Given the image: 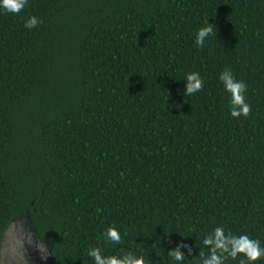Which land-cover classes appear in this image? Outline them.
<instances>
[{"label": "trees", "instance_id": "16d2710c", "mask_svg": "<svg viewBox=\"0 0 264 264\" xmlns=\"http://www.w3.org/2000/svg\"><path fill=\"white\" fill-rule=\"evenodd\" d=\"M32 16L42 23L29 30ZM206 21L216 39L200 49ZM229 71L247 86L248 117L230 115ZM193 72L206 82L195 98ZM16 219L54 264H93L92 247L202 264L217 226L264 246V0H28L0 12V258ZM108 227L120 244L104 240Z\"/></svg>", "mask_w": 264, "mask_h": 264}, {"label": "clouds", "instance_id": "9594fccd", "mask_svg": "<svg viewBox=\"0 0 264 264\" xmlns=\"http://www.w3.org/2000/svg\"><path fill=\"white\" fill-rule=\"evenodd\" d=\"M27 3L28 0H0V12L18 15ZM40 23L42 21L32 16L26 20L24 27L31 30ZM215 39V30L208 26L206 21L195 33V46L204 49L210 40ZM228 73L223 75L220 84L230 97V115L235 119L248 117L251 105L246 102L247 86L242 80H237L231 71ZM186 79L189 82L187 85L189 96L195 98L203 94L205 81L194 72L187 74ZM104 240L117 245L121 243L122 237L117 228L108 227L104 232ZM203 244L210 246V256L202 258V264H227L229 260H239V264H257L261 257H264V246L261 245L260 240L252 239L247 234L234 235L220 226L204 236ZM86 254L92 259L93 264H145L144 257L133 252L125 254L121 251L117 255H105L101 248L92 247ZM184 259L182 251H175L169 257L174 264H184Z\"/></svg>", "mask_w": 264, "mask_h": 264}, {"label": "rangeland", "instance_id": "374dc122", "mask_svg": "<svg viewBox=\"0 0 264 264\" xmlns=\"http://www.w3.org/2000/svg\"><path fill=\"white\" fill-rule=\"evenodd\" d=\"M48 256L45 243L31 237L24 220L10 223L1 243L0 264H46Z\"/></svg>", "mask_w": 264, "mask_h": 264}, {"label": "water", "instance_id": "95a60500", "mask_svg": "<svg viewBox=\"0 0 264 264\" xmlns=\"http://www.w3.org/2000/svg\"><path fill=\"white\" fill-rule=\"evenodd\" d=\"M26 218H28V216H26ZM25 220H27V219H25ZM46 264H54V258H52V257L49 258V256H48Z\"/></svg>", "mask_w": 264, "mask_h": 264}, {"label": "flooded vegetation", "instance_id": "af4514ba", "mask_svg": "<svg viewBox=\"0 0 264 264\" xmlns=\"http://www.w3.org/2000/svg\"><path fill=\"white\" fill-rule=\"evenodd\" d=\"M49 258H50V256H49Z\"/></svg>", "mask_w": 264, "mask_h": 264}]
</instances>
